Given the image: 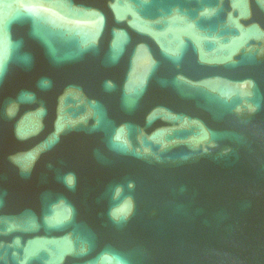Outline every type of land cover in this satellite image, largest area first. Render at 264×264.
Listing matches in <instances>:
<instances>
[{
    "label": "water",
    "instance_id": "1",
    "mask_svg": "<svg viewBox=\"0 0 264 264\" xmlns=\"http://www.w3.org/2000/svg\"><path fill=\"white\" fill-rule=\"evenodd\" d=\"M0 264H264V25L0 0Z\"/></svg>",
    "mask_w": 264,
    "mask_h": 264
}]
</instances>
